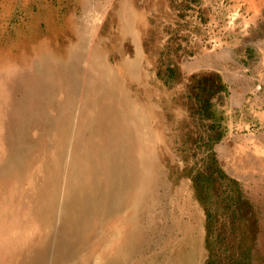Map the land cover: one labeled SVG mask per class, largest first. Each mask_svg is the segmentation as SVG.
Listing matches in <instances>:
<instances>
[{
	"label": "rangeland",
	"instance_id": "1",
	"mask_svg": "<svg viewBox=\"0 0 264 264\" xmlns=\"http://www.w3.org/2000/svg\"><path fill=\"white\" fill-rule=\"evenodd\" d=\"M259 55L264 0H0V264H264Z\"/></svg>",
	"mask_w": 264,
	"mask_h": 264
},
{
	"label": "crops",
	"instance_id": "2",
	"mask_svg": "<svg viewBox=\"0 0 264 264\" xmlns=\"http://www.w3.org/2000/svg\"><path fill=\"white\" fill-rule=\"evenodd\" d=\"M124 38H130L129 35L124 36ZM118 45H113V47H116ZM250 54V53H249ZM93 58H95V61H101L103 60L102 54H98L93 52ZM100 57V58H98ZM242 65H241V71L247 73L248 78H251V81L253 82L252 85L246 86V85H240L234 90L231 91L230 98L228 99V103L230 105L237 106V102L239 101V104L241 105H248L255 108V110H261L263 109L264 103H263V96H264V88H260L256 86V82H263L264 83V60H262V57L259 55V58L256 61L252 60L250 57L244 58ZM215 66L211 63H207L206 65H201L200 68L202 69H214L212 68ZM218 67L217 69H219Z\"/></svg>",
	"mask_w": 264,
	"mask_h": 264
},
{
	"label": "trees",
	"instance_id": "3",
	"mask_svg": "<svg viewBox=\"0 0 264 264\" xmlns=\"http://www.w3.org/2000/svg\"><path fill=\"white\" fill-rule=\"evenodd\" d=\"M207 246H208V248L210 250V252H209L210 255H209V259L207 260L206 264H212V258L214 257V252H213L212 242L208 238H207ZM239 261H241L243 263L242 258ZM235 264H239V263L237 262Z\"/></svg>",
	"mask_w": 264,
	"mask_h": 264
},
{
	"label": "bare ground",
	"instance_id": "4",
	"mask_svg": "<svg viewBox=\"0 0 264 264\" xmlns=\"http://www.w3.org/2000/svg\"><path fill=\"white\" fill-rule=\"evenodd\" d=\"M0 187H1V189H2V181H0ZM98 198H99V197L96 195V196H95V200L98 199ZM35 205H36V203H35ZM104 210H105V208L103 209V206H102L101 213H103ZM93 262H94V261H93ZM93 264H95V263H93Z\"/></svg>",
	"mask_w": 264,
	"mask_h": 264
}]
</instances>
